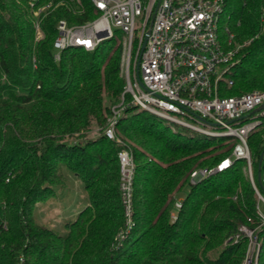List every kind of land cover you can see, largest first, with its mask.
Segmentation results:
<instances>
[{"label": "trees", "instance_id": "trees-1", "mask_svg": "<svg viewBox=\"0 0 264 264\" xmlns=\"http://www.w3.org/2000/svg\"><path fill=\"white\" fill-rule=\"evenodd\" d=\"M49 2L36 38L33 9ZM79 3L83 10L73 12L68 0H0V264H241L247 240L228 238L241 224H259L254 186L264 195L256 181L264 120L247 139L254 186L244 160L191 185L190 171L213 166L233 139L182 135L127 105L115 133L128 142L135 163V223L112 246L123 226L121 146L103 128L125 84L122 46L112 38L91 51L67 47L54 61L58 20L79 24L95 16L88 0ZM223 3L220 24L234 33V43L258 36L243 48L229 74L232 84L223 80L219 94L264 90V0ZM62 168L81 181L86 202L59 231L37 222L35 210L63 185ZM257 237L258 264H264V224Z\"/></svg>", "mask_w": 264, "mask_h": 264}, {"label": "built area", "instance_id": "built-area-1", "mask_svg": "<svg viewBox=\"0 0 264 264\" xmlns=\"http://www.w3.org/2000/svg\"><path fill=\"white\" fill-rule=\"evenodd\" d=\"M71 2L73 12L82 11L79 0ZM95 16L83 23L57 22L53 40V59L67 47L93 50L100 42L115 38L121 43L120 68L125 84L119 103L110 107L103 135L121 148L117 152L118 193L123 213V226L114 235L112 246H119L134 226L135 163L130 146L115 133V125L127 105H135L173 125L190 129L207 137L233 139L229 151L211 167H197L189 173V183L196 184L212 174L229 168L235 160H244L246 173L254 186L248 136L263 124L264 90L254 88L239 95L221 96L220 83L244 56L243 48L258 34L234 44V33L220 24L224 12L223 0H88ZM46 3L33 9L36 38L42 36L40 14L50 8ZM141 16L135 37V19ZM151 22V24H150ZM150 24V25H149ZM113 28L121 31L114 35ZM222 29V30H221ZM148 30L143 50L141 45ZM220 30L225 35L221 36ZM264 30V24L261 31ZM228 84L232 80L226 79ZM129 94V100L125 95ZM227 162V163H225ZM260 179L264 187V152ZM259 224H241L228 239L245 237L246 248L241 264H258L259 227L264 213L258 203L262 195L254 186ZM180 206V200L175 203ZM175 213H173L174 215ZM248 221H251L248 218Z\"/></svg>", "mask_w": 264, "mask_h": 264}, {"label": "rangeland", "instance_id": "rangeland-1", "mask_svg": "<svg viewBox=\"0 0 264 264\" xmlns=\"http://www.w3.org/2000/svg\"><path fill=\"white\" fill-rule=\"evenodd\" d=\"M140 21H141V16L136 17L135 37L138 35ZM113 32L117 38L121 37L120 30L113 28ZM114 40L116 39L114 38ZM231 72H232V69L229 72V74ZM120 74L124 79V76L121 71H120ZM229 74L224 75L223 79L226 80ZM119 101L120 99L118 100L117 103H119ZM136 109H140V108L136 107ZM162 123L169 124V122L164 119L162 120ZM169 126L171 127L170 124ZM173 127L178 129L180 134L182 135H188V134L196 135L197 134L196 132L190 129H185L177 125H173ZM62 171L64 175L63 185H61L60 187H56L55 195L50 197L46 202H43V203L39 202L35 210V218L37 222L44 224L50 228L59 230V231H63L64 222L67 219L74 218L77 212L84 207L85 202H86V193L83 190L81 181L78 178H76L73 174L66 171L64 168H62ZM180 198L181 197L179 196L177 201ZM258 206H259V209L264 213V204L262 202H259Z\"/></svg>", "mask_w": 264, "mask_h": 264}, {"label": "water", "instance_id": "water-1", "mask_svg": "<svg viewBox=\"0 0 264 264\" xmlns=\"http://www.w3.org/2000/svg\"><path fill=\"white\" fill-rule=\"evenodd\" d=\"M159 0L156 2V5L158 4ZM151 24V22H150ZM149 24V25H150ZM147 35H148V30L146 31L145 35H144V38H143V42H142V45H141V51L143 50L144 48V45H145V41L147 39ZM263 152H264V146L258 156V159H257V166H256V181L258 183V185L261 187V188H264L262 183H261V179H260V168H261V160H262V156H263Z\"/></svg>", "mask_w": 264, "mask_h": 264}, {"label": "snow or ice", "instance_id": "snow-or-ice-1", "mask_svg": "<svg viewBox=\"0 0 264 264\" xmlns=\"http://www.w3.org/2000/svg\"><path fill=\"white\" fill-rule=\"evenodd\" d=\"M225 163H227V162H225Z\"/></svg>", "mask_w": 264, "mask_h": 264}]
</instances>
